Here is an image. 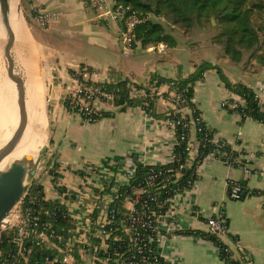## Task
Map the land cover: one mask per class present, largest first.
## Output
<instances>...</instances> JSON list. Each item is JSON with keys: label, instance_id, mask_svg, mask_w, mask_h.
Listing matches in <instances>:
<instances>
[{"label": "crops", "instance_id": "0c3cea01", "mask_svg": "<svg viewBox=\"0 0 264 264\" xmlns=\"http://www.w3.org/2000/svg\"><path fill=\"white\" fill-rule=\"evenodd\" d=\"M33 2L36 6L61 13V17L68 20L69 27L64 31L67 34L77 31L80 39L87 37L90 42L104 44L113 42L121 47L118 29L114 25L97 21L96 14L88 11L82 0ZM22 5L24 25L12 64L14 67L20 44L21 62L26 75V78H22L28 87L30 80L26 71L25 31L29 53L33 55L37 73L33 100L27 95L31 101H38L40 114L38 124L31 130V137L34 135L35 140L43 139L45 145L49 141V154L56 155L57 173L60 175L56 183L49 173L43 174V171L36 180L44 187V199L49 203L63 201L75 212L73 222L80 227H89L99 221L105 204L114 198V188L122 187L137 165L167 164L175 143V135L166 129L164 120L150 117L142 107H131L125 111L112 106L103 107L108 116L93 124L84 123L78 115L68 111L64 98L73 84L72 73L78 71L81 65L97 73L101 83L117 84L134 79L139 84L147 85L153 75L172 80L187 78L195 72L196 65L209 63L219 67L232 83H242L252 88L259 101L264 104V66L251 58V52L245 51L241 61L234 62L225 54L223 47L218 45L211 56L200 57L193 54L184 58L175 54L179 52L184 55L189 52L177 51L178 48L174 47L170 37L167 42L162 43L166 47L162 54L155 51L158 44L144 47L137 43L128 56H123L121 49L122 58L132 57V52L143 56L147 48L153 55L162 56L156 63H146V70L140 76L134 72L122 75L103 73L100 68L89 64H80L79 68L74 69L50 53V49L38 40L33 30L37 23L28 17V4L25 0H22ZM60 19L52 24H60L63 20ZM212 39L213 37V43ZM18 57L20 59L19 54ZM0 71V78L4 79L1 64ZM13 72L18 75L15 67ZM0 81L3 84V80ZM159 91L161 95L156 99L154 111L157 117L164 116L172 108L170 100H165L164 96L166 93L170 94L172 89L163 85ZM195 101L206 126L214 134V139L224 143L241 164L239 167H231L216 158L208 159L196 185L184 191L175 201L174 218L190 234L173 236L164 241L166 264H224L215 244L199 234L206 233L207 218L218 213H222L228 228L227 235L220 240L231 250L233 258L237 260L241 257L238 249L240 246L253 264H264V124L244 119L224 108L227 102L232 103V109L244 106L245 103L239 96L230 93L215 69L208 70L203 79L197 82ZM14 103L12 100L9 111L0 110V125L9 116ZM19 111L20 107L18 113ZM47 130H50L48 141ZM232 182L239 183L247 192L242 200L230 197L228 188ZM59 188L64 192L61 193ZM76 198L81 202L76 203ZM124 205L130 207L125 201ZM88 260L89 257L84 263L87 264ZM92 260L90 264H94Z\"/></svg>", "mask_w": 264, "mask_h": 264}, {"label": "built area", "instance_id": "2783aa9c", "mask_svg": "<svg viewBox=\"0 0 264 264\" xmlns=\"http://www.w3.org/2000/svg\"><path fill=\"white\" fill-rule=\"evenodd\" d=\"M82 1L88 11L96 14L97 21L114 25L118 29L122 55L128 56L136 42V29L149 21L150 17L140 14L130 7L119 5L115 0ZM25 2L28 4V17L42 29H46L61 17L59 12L36 6L33 0H25ZM155 49L156 52L162 54L166 47L159 43ZM72 78L73 84L64 98L65 106L68 111L78 115L84 123H97L105 118L106 112L103 107H116L115 93L105 89L106 83L99 82L97 73L83 67L73 72ZM127 81L128 97L143 99L145 106H148L149 99H156L161 95L159 89L150 87V80L147 85L139 84L134 79ZM139 86L142 88L139 89ZM169 100L172 107L176 111L179 109L183 115L184 111L180 103L175 99ZM193 103L197 106L195 98ZM171 114L169 110L168 115ZM173 114L175 115L176 112ZM163 124L166 129L174 133L175 147L178 144L176 130L180 124L179 120L168 118L164 120ZM208 132L210 130L207 127L205 138L208 137ZM181 139L186 140V135H182ZM212 143L215 145L214 149L203 160L198 161L201 144L189 135L185 149L188 155L187 165L191 167L196 163V177L188 183V187H178L171 191L170 193L173 195L168 200H162V191L168 187L167 178H161L159 174L151 173L144 181L134 184L132 182L135 176L134 169L122 187L114 188V198L105 204V210L101 212V217L96 224H92V226L90 224L89 227H80L74 224V227L68 230L65 235H59L56 232L54 222L57 221L60 214L68 215L74 219L75 212L63 201L54 202L52 211L45 209L44 206L35 209L33 206L36 200L28 193L19 204L20 212L17 220L10 224L9 230L12 233H4L11 246L5 261L6 264H30L36 248L50 253L43 256L42 262L36 261L35 264H77V261L79 264H85L91 249H93V260H91L94 264H108L110 261L115 262L114 264H166V256L163 253L164 241L186 233L182 224L174 218L175 201L184 191L196 185L208 159L216 158L231 167H235L239 163L231 154L228 155L224 143L215 139ZM174 147L170 161L165 165L178 160L174 153ZM167 173L172 174L174 170L169 169ZM181 174L178 172L176 177H180ZM228 191L231 198L238 199L242 187L232 182L229 184ZM124 201L129 203L130 207L124 205ZM42 202L47 201L44 199ZM75 202L79 203L81 200L76 198ZM164 208H166V212L160 214L162 211L159 212V209ZM206 225V233L209 236L221 239L227 235L228 228L222 213L208 217ZM115 243H118L119 247L113 256L109 254V250ZM238 249L241 256L245 258V264H253L240 246ZM225 251L234 259L228 247ZM0 256H2L1 251ZM223 262L227 264L226 261Z\"/></svg>", "mask_w": 264, "mask_h": 264}, {"label": "trees", "instance_id": "16d2710c", "mask_svg": "<svg viewBox=\"0 0 264 264\" xmlns=\"http://www.w3.org/2000/svg\"><path fill=\"white\" fill-rule=\"evenodd\" d=\"M119 5L130 7L138 13L149 16L150 20L138 26L135 31L136 42L142 44L144 47L150 45H156L159 43L167 42L170 36L166 34L165 26L160 23L159 19L166 20L174 29L182 31L184 37L190 38L195 26L202 29L212 27V19H215L216 25L212 41L214 44L223 47L225 54L230 57L234 62H240L243 58L245 51L251 52V58H255L256 61L264 66V50L262 51L264 42L261 41L259 33L262 32V27L257 28L254 24V19L264 12V0H115ZM133 45V46H134ZM84 65H81L83 68ZM196 70L187 78H179L177 80L162 78L158 75L151 76L150 87L153 89H159L163 85H167L172 89L170 94H164L165 100L175 99L181 105L184 113H180L179 109L176 111L174 107L170 109L171 115L165 114L164 116L157 117L154 114L157 101L155 98L149 99L148 106H145L144 100L141 98L130 99L127 95V80L117 84H105V89L115 93L116 102L115 106L119 111H125L131 107H142L147 115L153 118L166 120L173 118L179 120L180 124L176 130V138L178 144L174 147V153L178 157V160L168 165H137L135 168V176L133 183H139L144 181L151 173L159 174L161 178H167L168 187L162 191V200H168L173 193L170 192L178 187H188V183L195 179L196 163L191 167L187 165L188 155L185 152L187 147V141L189 135L194 137L195 141L201 144L199 150V159L203 160L213 149L214 134L208 132L207 134L206 124L201 118V112L198 107L193 103L195 98V87L197 82L201 81L208 70H217L218 76L224 83L225 87L230 93L239 96L244 101V106H235L234 109L230 108L231 102H227L225 107L229 112H235L242 116L244 119H252L264 124V104H262L257 98L256 92L242 84L232 83L224 75L223 71L216 66L209 63H201L195 66ZM142 88L139 86V89ZM173 96V98H170ZM176 114L174 115L173 113ZM105 117L108 113L104 114ZM186 135V140H182L181 136ZM225 151L228 155L234 154L225 145ZM241 163L236 164L239 167ZM244 164V163H242ZM57 161L56 155H53L50 161L47 163L46 169L43 174L49 173L54 181L58 182L60 175L57 173ZM173 169L174 173L169 174L167 171ZM189 171L188 175L181 174L182 170ZM180 173V177H176L177 173ZM162 180V179H161ZM160 180V181H161ZM56 182V183H57ZM239 184V183H238ZM240 185V184H239ZM61 193L64 192L62 188H59ZM242 192L240 197L236 200H242ZM44 187L35 181L29 191L30 197H34L36 202L34 208L45 207V209L52 211L54 203L42 202L45 198ZM264 194V193H263ZM42 202V203H41ZM64 210V209H63ZM158 211V210H157ZM160 214L166 212V208L159 209ZM65 212V211H64ZM74 227L73 218L70 216L59 215V218L54 222V229L59 235H65L68 230ZM185 234H190V231ZM203 239L212 241L218 248L219 257L221 261H226L227 264H245V258L241 256L239 259L234 260L230 254L225 250L227 247L222 243L220 239L214 236H209L207 233H199ZM5 234L2 235L0 241V264H6V259L10 252L11 246L5 238ZM118 243L111 246L109 254L113 255L117 248ZM45 253V254H44ZM50 252L40 250L36 248L30 264H35L36 261H43L44 257ZM114 256V255H113ZM110 261L108 264H114ZM79 264V261H77Z\"/></svg>", "mask_w": 264, "mask_h": 264}, {"label": "rangeland", "instance_id": "374dc122", "mask_svg": "<svg viewBox=\"0 0 264 264\" xmlns=\"http://www.w3.org/2000/svg\"><path fill=\"white\" fill-rule=\"evenodd\" d=\"M61 19L65 20V22L62 20L60 24H51L50 27H47L48 29L46 28L45 30L35 23L36 26L33 27V30L38 40L50 49V53L58 56L67 66L74 69L79 68L80 64H89L100 68L103 73H120L122 75L134 72L140 76L141 72L146 70L145 67L147 64L156 63L157 59L162 57L153 55L149 51V48H147L143 56H139L137 52H132V57L122 58L121 47L117 43L114 44L110 42L109 44H104L102 42H90L86 39L87 37L80 39L79 32L77 31L67 34L64 31L66 27H69L67 24L68 20L63 16ZM158 21L165 26L166 34L171 37L174 47L178 48L177 51L185 50L189 52L188 54L184 53V55L178 52L175 56L184 58H189L193 54L200 57L211 56L215 51L214 49L219 47L211 42V38L216 34L214 30L215 26H213V28L208 27L206 30L195 26L191 37L186 38L181 30L174 29L166 20L159 19ZM254 24L257 28L262 27L263 30L259 35L261 41L264 42V22L262 23V13L254 19ZM95 29L97 28L95 27ZM104 32L107 33V30ZM28 58H30L32 74L34 75L36 83L37 73L35 71V64L31 52ZM33 83L34 82H32V84ZM49 132L47 130V141L48 139L50 140ZM47 143H49V141ZM52 155L53 153L47 155L44 162L41 163L38 174L45 171L46 164L50 161ZM38 174L36 177H38ZM35 181L37 180L35 179L34 182ZM19 206L11 217V223H13V221L15 223L17 220V216L20 212ZM8 232L12 233L9 228H7L3 231L1 236Z\"/></svg>", "mask_w": 264, "mask_h": 264}, {"label": "water", "instance_id": "95a60500", "mask_svg": "<svg viewBox=\"0 0 264 264\" xmlns=\"http://www.w3.org/2000/svg\"><path fill=\"white\" fill-rule=\"evenodd\" d=\"M17 11V25L15 30L9 39L5 36V31L8 27L12 12ZM24 25V12L22 0H1L0 7V60L1 69L3 75V84L10 94L11 98L20 106L24 116V124L20 128L17 139L6 148L4 156L1 158L4 160L7 158L23 141L28 134L29 130L35 129L38 124V118L40 117L38 107L30 100L27 94H24L21 89V85H26L25 80L13 72V55L18 44L22 28ZM212 25H216L215 19H212ZM5 39V45L3 40ZM49 146L44 148L43 156L37 161L36 167L30 172L25 171L14 173L13 167L16 161H13L3 169H0V236L4 230L10 227L11 217L15 213L19 204L28 195L34 180L38 174V170L41 163L49 154ZM0 159V160H1ZM2 162V161H1ZM185 175L189 174L186 169L182 170ZM247 192L242 193V197H246ZM93 256V249L89 252V260L87 264H90V260Z\"/></svg>", "mask_w": 264, "mask_h": 264}, {"label": "bare ground", "instance_id": "6f19581e", "mask_svg": "<svg viewBox=\"0 0 264 264\" xmlns=\"http://www.w3.org/2000/svg\"><path fill=\"white\" fill-rule=\"evenodd\" d=\"M0 7H1V0H0ZM17 20H18L17 11L16 9H14V11L12 12L10 21L8 23V27L5 31V36L7 39H9L10 36L12 35L15 25H17ZM23 37L25 40L24 51H25V60H26V71L28 74V79L30 80V84L28 85V87L27 85H24V84L21 85V89L24 94L30 95L31 99L33 100V97L36 92V83H35V80L33 81L31 62H30V58H28L30 53L28 49V44H27L28 40H27V35L25 31L23 32ZM17 52L20 56V59L17 54V57H16L17 61L14 67L17 69L19 76L26 78L23 65L21 62L22 54H21L20 44H19ZM0 79L3 80L2 78ZM32 81L34 82L33 84H32ZM12 100L13 99L8 94V91L6 90L4 84H2L0 81V110L1 112L9 111L11 104H12ZM34 103L38 107L39 105L38 101H34ZM19 107L20 106L15 102L13 105V109L10 112L9 116L6 118L4 123L2 122L3 124L0 125V159L4 156L6 148L17 139L19 132H20V128L24 124V116L21 111V108L18 113ZM46 146L47 145H45V141L43 139L38 138L35 140L34 135L31 137V130H29L28 134L23 139L21 144L7 158H5L4 160H2L3 159L2 158L0 160V169H3L4 167L9 165L13 161H16V164L13 167L14 173H19L23 171L30 173L36 167L37 161L42 158L43 153H44V148Z\"/></svg>", "mask_w": 264, "mask_h": 264}]
</instances>
